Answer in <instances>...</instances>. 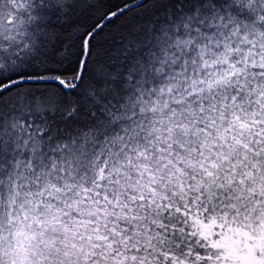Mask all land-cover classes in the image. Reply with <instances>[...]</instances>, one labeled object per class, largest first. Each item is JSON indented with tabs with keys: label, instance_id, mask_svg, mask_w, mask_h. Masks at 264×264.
Returning a JSON list of instances; mask_svg holds the SVG:
<instances>
[{
	"label": "snow or ice",
	"instance_id": "obj_1",
	"mask_svg": "<svg viewBox=\"0 0 264 264\" xmlns=\"http://www.w3.org/2000/svg\"><path fill=\"white\" fill-rule=\"evenodd\" d=\"M0 264H264V0H0Z\"/></svg>",
	"mask_w": 264,
	"mask_h": 264
}]
</instances>
